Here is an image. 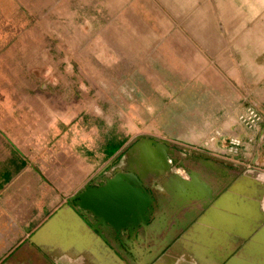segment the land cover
<instances>
[{
  "label": "crops",
  "instance_id": "1",
  "mask_svg": "<svg viewBox=\"0 0 264 264\" xmlns=\"http://www.w3.org/2000/svg\"><path fill=\"white\" fill-rule=\"evenodd\" d=\"M122 17L121 82L85 115L0 33V264H264V0H129ZM126 167L154 211L103 242L70 199Z\"/></svg>",
  "mask_w": 264,
  "mask_h": 264
},
{
  "label": "rangeland",
  "instance_id": "2",
  "mask_svg": "<svg viewBox=\"0 0 264 264\" xmlns=\"http://www.w3.org/2000/svg\"><path fill=\"white\" fill-rule=\"evenodd\" d=\"M128 9L129 0H0L1 45L17 46L20 60L33 49L36 66L45 64L44 80L52 97H65L74 108L82 99L84 114L97 88L107 98V87L121 82L122 65L113 62L122 57L108 56L106 38L110 29L114 45L121 46L122 14ZM102 101L97 107L106 112L108 105ZM100 127L105 128L102 119Z\"/></svg>",
  "mask_w": 264,
  "mask_h": 264
},
{
  "label": "water",
  "instance_id": "3",
  "mask_svg": "<svg viewBox=\"0 0 264 264\" xmlns=\"http://www.w3.org/2000/svg\"><path fill=\"white\" fill-rule=\"evenodd\" d=\"M144 170L117 169L103 181L88 183L71 197L76 214L90 213L93 229L103 242L110 232L122 242V235L136 237L140 228H146L154 211V198L143 183ZM78 211V212H77ZM124 233V234H123Z\"/></svg>",
  "mask_w": 264,
  "mask_h": 264
},
{
  "label": "built area",
  "instance_id": "4",
  "mask_svg": "<svg viewBox=\"0 0 264 264\" xmlns=\"http://www.w3.org/2000/svg\"><path fill=\"white\" fill-rule=\"evenodd\" d=\"M260 119V114H258L255 110L248 109L246 115L243 117V120L248 125H253L256 121Z\"/></svg>",
  "mask_w": 264,
  "mask_h": 264
},
{
  "label": "clouds",
  "instance_id": "5",
  "mask_svg": "<svg viewBox=\"0 0 264 264\" xmlns=\"http://www.w3.org/2000/svg\"><path fill=\"white\" fill-rule=\"evenodd\" d=\"M257 179L260 181V182H264V173L260 174Z\"/></svg>",
  "mask_w": 264,
  "mask_h": 264
},
{
  "label": "bare ground",
  "instance_id": "6",
  "mask_svg": "<svg viewBox=\"0 0 264 264\" xmlns=\"http://www.w3.org/2000/svg\"><path fill=\"white\" fill-rule=\"evenodd\" d=\"M233 142V141H232ZM236 143V142H235ZM240 143V142H239ZM231 150V149H230Z\"/></svg>",
  "mask_w": 264,
  "mask_h": 264
}]
</instances>
